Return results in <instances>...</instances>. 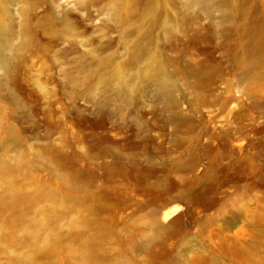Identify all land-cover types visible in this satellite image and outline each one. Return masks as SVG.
Masks as SVG:
<instances>
[{
    "label": "rangeland",
    "instance_id": "374dc122",
    "mask_svg": "<svg viewBox=\"0 0 264 264\" xmlns=\"http://www.w3.org/2000/svg\"><path fill=\"white\" fill-rule=\"evenodd\" d=\"M56 1L0 0V196L6 178L28 194L0 202V221L52 206L57 169L77 171L107 260L264 264V0ZM16 159L30 165L3 173ZM138 179L163 190L155 214ZM168 205L181 209L164 220ZM76 212L35 248L0 229V264H79ZM142 220L163 225L147 251Z\"/></svg>",
    "mask_w": 264,
    "mask_h": 264
},
{
    "label": "bare ground",
    "instance_id": "6f19581e",
    "mask_svg": "<svg viewBox=\"0 0 264 264\" xmlns=\"http://www.w3.org/2000/svg\"><path fill=\"white\" fill-rule=\"evenodd\" d=\"M71 1L72 0H57L56 2H71ZM86 1L96 2V0H86ZM217 1L220 2L221 0H217ZM207 2H210V1L207 0ZM137 6H138V2L135 3L132 9H134V7H137ZM232 6H235V5L233 4ZM230 12L232 15L234 14L232 8ZM35 23L37 22L35 21ZM243 30L245 32H250V33H255L256 31L255 28H253L252 26H248L246 24L243 26ZM244 46L246 47L247 45H244ZM259 46H260V41L258 38L255 37L251 44L252 49L250 48L248 50V53L253 56L254 47L257 48ZM139 48H140V45L137 44L135 45L133 50L137 51ZM82 156L83 155L81 154L78 155V157H82ZM29 165L30 164L28 163L27 160L16 159L14 163L12 162L8 165H5L1 169L3 170V173H6L8 170H12V169H16V170L20 168L26 169L28 168ZM103 170L106 173L108 172L114 173L115 175H118L120 178L123 174V171L119 166L111 167V166H107L104 164ZM57 174L59 175L60 182L63 186L62 189L64 191V195L63 196H57V195L53 196V194L51 196L49 195L50 196L49 200L51 201L52 206L45 205L42 208H39L32 212H28V214H26L25 212H14L10 218L0 221V229L2 230V232H7L12 226L13 227L11 228V230L14 229L15 227L17 228L20 227V233L15 234V235H10L12 232L11 231L10 233H5V235L13 236L12 239L18 245L28 244L35 248L37 246V243L40 241L39 239H40L41 233L44 230H46L48 226H50L51 222L56 221L60 216H69L73 212L77 211L75 214H78V215L81 214L84 218L83 219H80V218L71 219L69 221V224L76 225L77 223L82 222V225H83V231L81 232L74 231L75 233L73 234L74 238L78 240V244L80 245L79 247L80 263L79 264H130L127 258L123 256H117L112 260H107L105 256L98 255L95 252V248L93 247L92 244L96 242L97 240L101 241V240L106 239L108 237L107 235L103 234V235L97 236L94 234V235L87 236V232H89L90 229H94L98 225L103 223L102 219L93 217L95 212L102 206V204L99 202L94 205H91L90 203H88L90 201L91 202L94 201L97 198V195L94 193H90L89 190H87V192H84V190H86L91 185L90 179H85V180L81 179L78 176L77 171H62V170L60 171L59 169H57ZM140 182H144V185L141 189L143 190V193L147 195V198L142 201L143 207L149 208L150 213L155 214L160 208L159 202L162 201L163 190L157 188L155 191H152L150 188V185L147 184L146 181H142L138 179L137 184H140ZM137 186L138 188H140L142 185H137ZM80 193H83V194H80ZM27 197H28V194H26V191L23 189L21 185H19L13 179L6 178V182L4 183V192L0 196V202H2L5 206L7 205L9 206L10 201L15 202L14 200L19 201ZM186 197L187 196L185 192L183 191V192H180L178 196L170 199V201L172 203L173 201H177V200H185ZM164 204H162L161 206L163 207ZM171 206H170V209L168 208V209L163 210L162 213H163L164 220L170 218L172 214L174 215V213H176L177 210L179 211L181 209V207L180 208L178 207L180 205L176 207L175 206L171 207ZM148 223L153 227L154 231L153 233L146 234L142 238L141 243L137 245L136 249L147 251V249L149 248V245L152 242L157 241L161 237V231L163 229V225H161L156 220H150L148 221ZM148 223L145 220L141 221V224L144 228L147 227ZM26 261H27L26 264H39V262L34 261V259L30 257H26Z\"/></svg>",
    "mask_w": 264,
    "mask_h": 264
}]
</instances>
